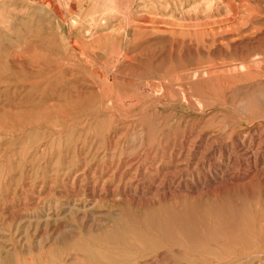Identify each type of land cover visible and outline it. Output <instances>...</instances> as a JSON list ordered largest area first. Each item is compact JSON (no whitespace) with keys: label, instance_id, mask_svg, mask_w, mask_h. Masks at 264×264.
<instances>
[{"label":"rangeland","instance_id":"374dc122","mask_svg":"<svg viewBox=\"0 0 264 264\" xmlns=\"http://www.w3.org/2000/svg\"><path fill=\"white\" fill-rule=\"evenodd\" d=\"M0 264H264V0H0Z\"/></svg>","mask_w":264,"mask_h":264},{"label":"bare ground","instance_id":"6f19581e","mask_svg":"<svg viewBox=\"0 0 264 264\" xmlns=\"http://www.w3.org/2000/svg\"><path fill=\"white\" fill-rule=\"evenodd\" d=\"M64 9V8H63ZM65 13V12H64ZM62 14V13H61ZM88 38V37H87ZM75 43V42H74ZM78 43V42H77ZM238 65V64H237ZM232 66H233V64H232ZM243 65L242 64H240V67H242ZM220 68V67H219ZM243 68V67H242ZM215 69V68H214ZM228 70V69H227ZM233 70H234V68H233ZM198 72V71H197ZM196 72V73H197ZM193 74H195V73H193ZM203 74V73H202Z\"/></svg>","mask_w":264,"mask_h":264}]
</instances>
